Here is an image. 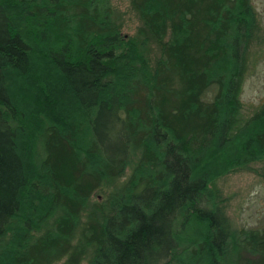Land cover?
Here are the masks:
<instances>
[{
  "label": "trees",
  "instance_id": "obj_1",
  "mask_svg": "<svg viewBox=\"0 0 264 264\" xmlns=\"http://www.w3.org/2000/svg\"><path fill=\"white\" fill-rule=\"evenodd\" d=\"M129 4L0 0V264H264L215 184L264 179L253 1Z\"/></svg>",
  "mask_w": 264,
  "mask_h": 264
},
{
  "label": "rangeland",
  "instance_id": "obj_2",
  "mask_svg": "<svg viewBox=\"0 0 264 264\" xmlns=\"http://www.w3.org/2000/svg\"><path fill=\"white\" fill-rule=\"evenodd\" d=\"M252 1L264 26V0ZM111 3L122 20V32H134L139 18L130 7L129 0H111ZM260 47L257 64L246 75L243 84L241 98L247 112H251L264 98V43ZM215 184L228 197L226 211L236 225L264 224L263 178L252 170H240L221 176Z\"/></svg>",
  "mask_w": 264,
  "mask_h": 264
}]
</instances>
